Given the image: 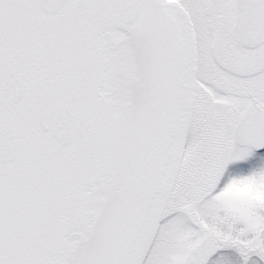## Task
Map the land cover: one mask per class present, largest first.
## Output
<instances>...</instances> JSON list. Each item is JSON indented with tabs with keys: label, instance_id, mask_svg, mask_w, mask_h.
Instances as JSON below:
<instances>
[{
	"label": "snow or ice",
	"instance_id": "1",
	"mask_svg": "<svg viewBox=\"0 0 264 264\" xmlns=\"http://www.w3.org/2000/svg\"><path fill=\"white\" fill-rule=\"evenodd\" d=\"M0 264H264V0H0Z\"/></svg>",
	"mask_w": 264,
	"mask_h": 264
}]
</instances>
